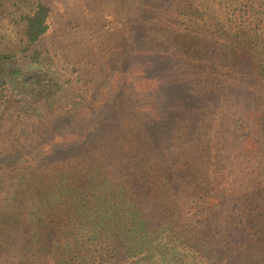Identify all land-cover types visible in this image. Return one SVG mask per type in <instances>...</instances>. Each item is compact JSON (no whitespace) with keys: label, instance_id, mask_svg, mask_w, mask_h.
<instances>
[{"label":"trees","instance_id":"trees-1","mask_svg":"<svg viewBox=\"0 0 264 264\" xmlns=\"http://www.w3.org/2000/svg\"><path fill=\"white\" fill-rule=\"evenodd\" d=\"M34 1L32 12L22 16L27 45L49 28V6ZM139 1L162 6L168 0ZM237 4L211 25L201 0H177L162 30L169 35L148 50L130 29L125 72L152 87L140 94L127 88L124 99L100 95L102 101L71 109L38 144L6 156L23 166L0 175V192L14 186L0 207V256L20 264L264 263V158L259 179L235 206L250 238L229 249L223 239H209L220 229L206 230L196 219L202 213L213 219L218 211L208 205L210 191L235 183L220 144L205 142L198 161L165 154L166 139L179 130L189 139L200 134V119L227 99L238 108L256 106L264 135V0ZM121 104L132 119L126 144L116 152L105 122ZM179 201L184 209L176 218ZM222 229L238 244L230 225Z\"/></svg>","mask_w":264,"mask_h":264},{"label":"rangeland","instance_id":"rangeland-1","mask_svg":"<svg viewBox=\"0 0 264 264\" xmlns=\"http://www.w3.org/2000/svg\"><path fill=\"white\" fill-rule=\"evenodd\" d=\"M126 1L42 0L50 8L49 28L36 42L27 45L22 16L32 12L35 1L0 0V175L6 177L12 167L23 166L9 162L7 155L15 154L19 148L27 151V147L50 136V130L61 126L71 109L75 111L93 99L102 101L100 95L112 93L124 99L127 88L140 94L152 87L148 79L125 72L128 31L133 30L147 50L157 45L160 37L169 35V31L162 30L173 16L177 0H168L162 6L132 0V9ZM226 1L201 0L209 24L237 9V0H230L227 8ZM192 19L193 16L189 18ZM212 45L219 46V42L212 41ZM123 105L117 107L118 114L105 122L110 130L108 140L113 141L110 145L116 152L126 144L127 124L132 119L128 110H121ZM221 105L220 110L215 111L214 105L205 113L200 119V134L196 132L192 139L184 137L181 130L166 139L169 148L165 154L168 159L176 156L198 161L205 142L208 141V147L220 144L224 160L235 171V183L227 189L210 191L208 205L218 211L213 219L209 220L204 213L196 219H202L200 227L206 230L220 229V234L214 236L210 232L209 239H223L229 249H240L250 236L242 232L235 206L244 201L245 191L260 177L258 166L264 158V135L257 129L260 124L253 111H257L256 106L238 108L230 99ZM5 188L0 192V207L7 200L6 191L14 186ZM178 205L180 201L176 204V218L184 209H178ZM223 225L232 227V233L240 239L238 244H232L233 239L223 231ZM0 264L20 263L2 255Z\"/></svg>","mask_w":264,"mask_h":264}]
</instances>
